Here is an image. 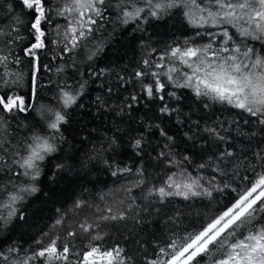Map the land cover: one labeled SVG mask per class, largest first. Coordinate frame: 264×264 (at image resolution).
<instances>
[{
  "label": "snow or ice",
  "instance_id": "snow-or-ice-1",
  "mask_svg": "<svg viewBox=\"0 0 264 264\" xmlns=\"http://www.w3.org/2000/svg\"><path fill=\"white\" fill-rule=\"evenodd\" d=\"M16 5L0 6V236L28 226L26 197L40 191L44 162L69 144L64 126L78 111L108 126L83 137L90 150L75 165L56 164L52 178L91 167L114 186L57 209L36 248L0 247V264H264V0ZM173 15L196 30L193 40L151 48L131 72L96 63L107 25L146 47L137 33ZM46 88L56 108L41 104ZM90 89L98 94L86 107ZM33 112L43 134L27 123ZM128 152L134 167L118 159ZM177 200L218 207L186 224L193 214Z\"/></svg>",
  "mask_w": 264,
  "mask_h": 264
},
{
  "label": "trees",
  "instance_id": "trees-1",
  "mask_svg": "<svg viewBox=\"0 0 264 264\" xmlns=\"http://www.w3.org/2000/svg\"><path fill=\"white\" fill-rule=\"evenodd\" d=\"M12 3L13 7L19 12L20 9L16 5V0H2L0 6L3 4ZM63 23V21H61ZM147 29L144 33H137V35H143L146 38V47H141L139 43L132 42L129 36L124 35L117 28L116 32H112V25L106 26L105 30L97 33V37L105 41L106 47L104 54L96 62L98 66H112L116 71L131 72V70L139 65V62L144 58H149L155 54L150 52L151 48H156L157 52L163 50L166 45L182 42L185 39L193 40L195 29L187 25L182 16L173 15L167 18L165 22L150 25H145ZM196 43L205 42L200 38L194 40ZM50 55V54H49ZM81 57H78V59ZM48 63V60H45ZM53 64L55 62H52ZM24 71H27L26 65H22ZM82 70L86 71V65L82 67ZM72 70L69 69L65 73V77L72 82L71 79ZM56 79L55 72L47 73L44 77L45 81L49 78ZM26 90V89H25ZM97 92L92 89L83 98V103L91 105L93 103ZM54 91H49L47 88L44 90L41 104L45 106H52L56 108L57 101L53 98ZM71 111V110H69ZM31 119L27 121L30 126H34L40 133L45 132L43 126L44 121L36 112L30 113ZM85 125L87 127H85ZM108 126L107 118L101 121L99 119H93L91 115V109L87 111H78L70 117L68 125L64 128L65 136L68 138L69 144L62 145L61 151L55 153L52 157L44 162V175L41 176L40 181L37 183L40 191L35 194L26 197L24 205V211L28 218V226H22L19 229L13 231L10 235L0 236V241H5L0 245L3 250H7L10 246H19L22 250H30L36 248L35 239L40 236V233L49 231V226L58 217L57 209L62 212L67 211L73 207V202L80 198H87L89 200L95 199L96 196L102 191H107L108 188H112L113 179L110 175L104 172L102 169L97 171L91 167L87 170H81L79 167H74L73 171L68 173H59L55 175V179L52 178V174L56 173L55 165L58 163H67L69 165H75L77 161L84 157L88 152L89 142L85 140L83 144L80 143L81 139L91 132L92 137L104 134V129ZM173 131L175 126L170 125ZM93 129L96 131L93 132ZM93 143L98 141L93 139ZM71 145V147L69 146ZM184 145H181V150ZM68 156H74L75 159H66ZM118 159L123 160L131 166H135L131 159V153L128 152ZM150 172H156V169H149ZM164 168L161 166L159 172L163 173ZM151 179V178H150ZM227 197L221 200L220 203H226ZM176 205L180 207L183 212L192 213L185 223H190L193 220H198L199 217L195 216V213L202 212H214L218 205L211 204L208 201H197L192 204L191 207H187V202H181L177 200ZM207 205V207H205ZM166 208L164 211H168ZM87 210H85L86 212ZM163 215V213L161 214ZM77 217V219H81Z\"/></svg>",
  "mask_w": 264,
  "mask_h": 264
}]
</instances>
